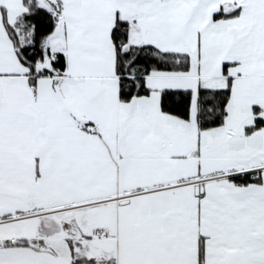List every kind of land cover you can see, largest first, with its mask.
Segmentation results:
<instances>
[{
	"label": "snow or ice",
	"instance_id": "obj_1",
	"mask_svg": "<svg viewBox=\"0 0 264 264\" xmlns=\"http://www.w3.org/2000/svg\"><path fill=\"white\" fill-rule=\"evenodd\" d=\"M0 264H264V0H0Z\"/></svg>",
	"mask_w": 264,
	"mask_h": 264
}]
</instances>
